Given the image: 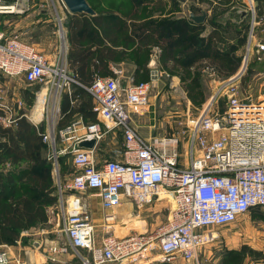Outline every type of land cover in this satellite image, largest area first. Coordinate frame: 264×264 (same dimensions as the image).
Masks as SVG:
<instances>
[{"label":"built area","instance_id":"built-area-1","mask_svg":"<svg viewBox=\"0 0 264 264\" xmlns=\"http://www.w3.org/2000/svg\"><path fill=\"white\" fill-rule=\"evenodd\" d=\"M231 1L243 6L241 19L248 17L242 67L250 59L263 62L264 41L257 39V30L264 27V22L257 14L256 0ZM55 3L65 8L62 0ZM27 9L28 5H21L19 1L3 5L0 0V15L23 14ZM61 22L58 19L60 35L63 34ZM158 56L159 51L151 56L150 77L145 83L128 80L122 86L114 77L94 75L84 89L91 96V111L98 122L89 125L81 137L77 135L78 123L60 132L61 150H55L52 128L50 133L41 132L43 143H51L53 149L49 160L55 162L54 173L57 172L56 159L63 155L71 158L75 170L65 191L71 194L65 196L59 186L58 204L63 210L60 232L65 235L67 244L48 245L44 257L49 262L59 263V257L68 253L80 264L142 261L156 264L158 258L161 264L197 262L200 249L216 237L213 230L230 227L240 217L254 211H264V102L239 93L241 71L218 81L220 87L198 116L193 118L186 114L187 131L182 133L188 141L186 166L180 161L179 139L147 140L134 130L133 111L149 105L150 92L164 75L158 67ZM206 72L209 74L211 69L207 68ZM0 74L11 79L21 78L28 85L55 86L58 90L77 84L67 75L62 62L50 63L31 45L5 35L1 22ZM210 79L214 81V77ZM219 96L226 97L221 114L210 109ZM0 109L5 114L11 110L2 103ZM15 120L1 116L0 124L7 127ZM117 129L123 136L122 160L109 159L98 167L94 149L78 148L81 142L100 141ZM88 190L97 191L105 210L123 202L142 209L160 200L161 193L173 198L174 209L169 212L168 221L151 233H134L124 238L110 233L98 246L81 198ZM0 264L26 263L18 255L0 250Z\"/></svg>","mask_w":264,"mask_h":264},{"label":"trees","instance_id":"trees-1","mask_svg":"<svg viewBox=\"0 0 264 264\" xmlns=\"http://www.w3.org/2000/svg\"><path fill=\"white\" fill-rule=\"evenodd\" d=\"M86 1L95 15H72L67 26L69 71L80 82L89 79L92 72L108 74L106 62L124 55V51L115 54L117 48L132 49L128 58L140 65L151 57L152 46H157L160 61L170 60L179 66L186 94L200 101L196 66L201 59L227 70L229 63L239 61L235 50L246 41L236 33L232 45L219 49L216 43L223 41L225 32L215 22L217 15L211 22L214 31L202 37L201 24L174 15L180 11L178 0ZM231 73H224V79ZM75 88L80 94L82 89ZM41 132L23 116L12 126L0 125V245H15L23 231L48 222L46 209L56 203L52 166L44 154ZM255 212L252 217L264 218V213ZM239 254L262 259L248 247H242Z\"/></svg>","mask_w":264,"mask_h":264},{"label":"crops","instance_id":"crops-1","mask_svg":"<svg viewBox=\"0 0 264 264\" xmlns=\"http://www.w3.org/2000/svg\"><path fill=\"white\" fill-rule=\"evenodd\" d=\"M16 1H19L21 5H28V9L23 14H4L0 15L1 22V31L7 36H15L21 43L31 45L38 53L42 54L50 63L51 62H62L66 66L67 75L73 79L72 73L69 71V64L67 60L68 53V40L67 32L68 30H64L63 24V34L60 35L58 33V19H61L62 22L70 16L71 14L67 11V9L59 6L57 3L54 4L52 0H1L3 5L14 4ZM111 1V0H109ZM221 1V0H219ZM261 0L260 3H262ZM179 2V12H176L174 15L177 18H185L189 19V15L192 13L196 16L205 14V21L201 24L203 29L202 37H207L210 33L214 31V26H212V19L215 15L207 14L208 12H200L196 13L195 10H189L186 8L187 0H178ZM183 6V7H182ZM211 6V5H209ZM212 7V6H211ZM259 18L262 22H264V12L259 10ZM72 16V15H71ZM61 22V23H62ZM193 22V21H192ZM215 22L219 25V18L217 20V16ZM194 23V22H193ZM221 26V25H220ZM221 28H224L221 26ZM264 27L259 30L258 40L264 41L263 38ZM63 36V37H62ZM65 39V44L62 40ZM68 39V38H67ZM223 39V38H222ZM233 44V38L226 37L224 34L223 41L216 43V47L219 49H223L229 45ZM244 46V45H243ZM243 46L238 49H243ZM152 55L155 51H159V55L161 53V49L157 46H152L151 48ZM124 51L123 57H116L107 61V72L108 74H97L92 72L89 79L85 82H80L77 79L75 83L70 84L69 88L65 89H55L54 101L50 104H47V107L43 105L44 108L41 110V115L38 120L32 118V112L34 111V107L37 101L38 94L41 93L45 89L44 102L46 98H48L49 92L52 91L50 86H43L40 88V85H28L21 78H6L0 74V104L11 105L10 112L5 114L2 109V117H7L10 119H16L20 116L26 118V113L29 111L30 118L34 121L31 123L34 127L41 128L43 133H50L51 128L54 133V147L56 151H59L63 148V143L60 140L59 133L64 131L67 127H69L72 123H78L79 130L77 131L78 137L84 135L87 131V127L89 125L95 124L98 121L96 120L95 115L91 111L92 107V99L89 93L84 89L85 86H88L94 75L99 77H114L116 78L120 84L125 85L128 80L132 81V83H145L149 81L150 77V67L149 62L151 61L150 57L148 60H142L140 65H138L134 60L129 59L128 55L132 53V49H115V54L122 53ZM151 55V56H152ZM208 60L201 59L198 65H202L207 63ZM158 67L162 70L163 67H167L172 69L174 65H176L173 61L168 60L165 63L160 61L158 56L157 59ZM173 66V67H172ZM177 66V65H176ZM192 69V68H191ZM218 77V76H217ZM228 78V77H227ZM226 78V79H227ZM174 79V80H173ZM173 85L175 83L182 86L180 82V78L177 79L173 77ZM218 79V78H217ZM211 80V79H210ZM224 80V78H222ZM214 81H216L214 79ZM211 80V82H214ZM175 82V83H174ZM163 81L160 79L154 85L151 91V103H153V99H156L162 92ZM75 87H79L82 89L80 94H76ZM33 98H35V103L33 105ZM32 104V107H31ZM45 104V103H44ZM149 107V105H148ZM145 108L143 110H134L132 114V123L134 130L140 135L142 138L151 140L153 138H160L157 135L162 134L161 123L154 119L151 112H149V108ZM53 108V110H52ZM28 109V110H27ZM30 109V110H29ZM94 116H93V115ZM15 123V122H14ZM12 123L9 126H12ZM2 125V124H0ZM3 126V125H2ZM7 126V127H9ZM5 127V126H3ZM101 128L104 130L103 125ZM184 140H186V146L182 144L184 154L186 155V159L180 160L182 165H187L188 160V141L186 139V135H184ZM43 143V141H42ZM46 148L45 156L49 157L53 153V149L51 143L45 144ZM123 136L121 132L117 130H113V132H108L104 135L103 139L95 142L92 149L95 150V160L97 162L98 167L103 164L106 160H122V149H123ZM180 147L178 146V149ZM181 151V149H179ZM68 155L58 156L56 159L57 166L59 164H63L65 160L68 158ZM70 158V157H69ZM52 166V174L55 170V162L49 160ZM55 178L52 177L53 183L55 185V191H59V186L62 187L63 194L66 193V187L69 184V180L71 176L63 175L62 179L57 176V172L54 173ZM67 182V183H66ZM66 183V184H65ZM58 188V189H57ZM65 189V190H64ZM60 192V191H59ZM68 195L71 192H67ZM56 194V192H55ZM58 197L59 194L57 193ZM56 196V195H55ZM80 196V195H79ZM83 200V204L86 206V210L90 216L91 223L94 227V238L96 245H100V241L106 236V234L112 233L116 237L124 238L133 234L134 229L138 226L139 223L143 220L140 219L142 210H151L150 212L158 213L161 209H157L159 206V200H154L150 205L143 207L142 209L136 208L131 203L123 202L120 206L115 207L113 209L105 210L102 207L101 200L97 195V191L88 190L84 194L81 195ZM164 202V201H163ZM53 208V207H52ZM260 215V214H259ZM48 221L50 216L47 215ZM257 218V217H256ZM56 220L55 227L49 230L50 234H54L53 238L47 240V247L50 244H54L58 242L59 244L65 243L67 244V240L64 234L60 232L63 226V210L60 208L58 204V208L56 209V213H54V218L52 220ZM140 219V220H139ZM258 219V218H257ZM261 220V219H258ZM144 222V221H143ZM48 222L41 224L38 223L35 227L45 228ZM109 232V233H108ZM25 234V233H24ZM23 236V234H22ZM22 236H20V241H18L15 245H11L12 250L15 252H19L21 254H26L30 256L29 264H44L48 261L44 257V253L40 249H36L37 246L32 242L29 243L31 246H27V243L22 245L21 240ZM61 238V239H60ZM39 246V245H38ZM71 257L61 256L59 257V263H47V264H67L68 260ZM262 260V259H260ZM181 262V261H180ZM182 263V262H181ZM70 264V263H69ZM77 264V263H76ZM129 264V263H128ZM135 264H142L135 263Z\"/></svg>","mask_w":264,"mask_h":264},{"label":"rangeland","instance_id":"rangeland-1","mask_svg":"<svg viewBox=\"0 0 264 264\" xmlns=\"http://www.w3.org/2000/svg\"><path fill=\"white\" fill-rule=\"evenodd\" d=\"M52 1L54 2L55 0ZM256 3L258 5L257 14L260 15L259 10L264 12V0L262 1V3L257 1ZM209 5H211L212 7ZM186 8L191 11L195 10V12L199 14L203 11L208 12L207 14L211 16L212 14L217 15V20L219 18V25L224 27L223 29L226 34V37H231L234 41V35L236 33H239V36H241V38L243 37L244 41L247 40L248 17L246 19H241V15L243 13L242 5L240 6L236 3H233L231 0H187ZM70 18L71 15L67 16L66 19L64 17V20L62 22L64 30H67ZM262 27L263 26H261L257 30L258 36L259 30ZM237 28L239 29V31ZM62 42L65 44V39H63ZM245 43L243 49L235 50L234 55L235 57L239 58V61H237L236 64L235 62L229 63V67H227V70L224 68H222V70L221 67L213 65L209 61L205 64L196 66L200 74V84L198 87H196L200 92V101L194 100L189 97L186 94V90L183 86H180L175 82L174 83L176 85H173V77L179 79V75L182 74V70L179 66L174 65V67L172 66V69L163 67L162 72L164 75L162 78V92L156 99H153V103H151L150 101V92L148 103L149 107H147L149 108V112H151L150 115H152L154 119L161 123L160 125L162 127V134H159L157 136L163 139H179L178 143L180 147L179 149H181V151L179 150L181 160L186 159V155L182 150V144H184V147L186 146V140L183 141L184 135L182 134L187 131L185 128L186 114L188 113L193 118L199 115V113L205 108V106L210 103L211 98L214 97L215 92L220 87L221 84L218 81H221L222 78H225L223 76L224 73L232 72L229 75V77H231L241 71L240 82L238 84L239 93L243 94L244 96L251 95L254 101L260 100L264 102V61L261 63H257L254 60L250 59L248 64L242 67ZM234 66L235 68H233ZM207 68L211 69V72H209L210 77L209 74L206 72ZM212 77H214V79L216 80L215 82H211L210 78ZM43 86L44 85H40V88H43ZM51 88L52 91L49 92L44 107H47V104H50L54 101L56 88L55 86H52ZM34 103L35 98H33V105ZM225 103V96L216 97L215 100L211 103L212 105L210 109H212V112L221 114L225 110ZM10 106L11 105H9L8 107L10 108ZM30 113V111L26 113V120L31 124L34 120L30 118ZM44 152L46 154V148ZM74 173L75 170L71 164V158L69 157L65 160V162H63V164H59L57 166V176H59L60 179H62L63 175L71 176V174ZM52 175L53 177L55 176L54 173ZM55 192L56 203L53 206L47 207L46 209L48 215L50 216L46 227L37 228L34 225L29 229L23 231L21 233V236L23 234L21 240L22 245H24V242L25 244L27 243V246H31L29 245V243L32 242L33 244L35 243V245L32 246H37L35 247L36 249L42 250L43 253L45 252L47 248V240L50 238L52 239V236H54V234H50L49 230L55 227L56 225V220L52 219L54 218V213H56V209L58 208L59 197L57 193L59 194V191L57 192L56 190ZM64 195L67 196L68 193L66 192L64 193ZM159 197L160 202H158L159 206L157 207V209L161 210L158 211V213H153L150 212L151 210L147 211L143 209L140 219H142L144 222L142 221L139 223L140 227L138 226L136 229H134V231L136 232H133V234L151 233L168 221L169 212L174 209L173 198L166 193H161ZM255 213L256 215H258L260 213H264V211L257 210ZM213 233L216 234V237L212 242L206 244L200 249L197 255V262L193 261L188 263H181L179 261H176L173 264H264V218H262V220H258L255 217H252V213H249L248 215L240 217L238 221L230 227L217 228L213 230ZM242 247H248L253 251L259 252L262 255V260H253L249 257H242L240 254L238 255ZM0 250L8 251L11 254L18 255L20 259L24 261V263L29 264L28 261L31 257L27 256L25 253L21 254L20 251H13L11 245H0ZM66 256L71 257V259L68 258L69 260L67 264H80V262L76 259L73 254L68 253ZM159 259L160 258L157 259L158 262L156 264H161L159 262ZM142 262L144 264H148L144 261ZM47 263L50 262L46 261V263L44 264Z\"/></svg>","mask_w":264,"mask_h":264},{"label":"water","instance_id":"water-1","mask_svg":"<svg viewBox=\"0 0 264 264\" xmlns=\"http://www.w3.org/2000/svg\"><path fill=\"white\" fill-rule=\"evenodd\" d=\"M65 8L71 15H79V14H85L89 16H94L95 13L91 9V7L88 5L86 0H62ZM205 14L202 13L201 15H194L190 14L189 19L193 21L195 24H202L205 21ZM95 144V141H89V142H81L78 144V148L80 149H92Z\"/></svg>","mask_w":264,"mask_h":264},{"label":"bare ground","instance_id":"bare-ground-1","mask_svg":"<svg viewBox=\"0 0 264 264\" xmlns=\"http://www.w3.org/2000/svg\"><path fill=\"white\" fill-rule=\"evenodd\" d=\"M44 96H45V89L38 94L37 101L34 107V111L32 112V118L38 120L41 115V110L44 105Z\"/></svg>","mask_w":264,"mask_h":264}]
</instances>
